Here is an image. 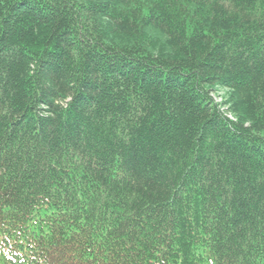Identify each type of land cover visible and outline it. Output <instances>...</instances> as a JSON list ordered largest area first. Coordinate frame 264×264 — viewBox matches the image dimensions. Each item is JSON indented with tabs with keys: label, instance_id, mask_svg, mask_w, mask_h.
Returning a JSON list of instances; mask_svg holds the SVG:
<instances>
[{
	"label": "trees",
	"instance_id": "obj_1",
	"mask_svg": "<svg viewBox=\"0 0 264 264\" xmlns=\"http://www.w3.org/2000/svg\"><path fill=\"white\" fill-rule=\"evenodd\" d=\"M0 264H264V0H0Z\"/></svg>",
	"mask_w": 264,
	"mask_h": 264
},
{
	"label": "rangeland",
	"instance_id": "obj_2",
	"mask_svg": "<svg viewBox=\"0 0 264 264\" xmlns=\"http://www.w3.org/2000/svg\"><path fill=\"white\" fill-rule=\"evenodd\" d=\"M220 93H221V94H220L221 96H214V99H215L216 103L218 102V103L220 104L221 108L226 112V106L223 105V101H224V92L221 91ZM216 95H217V94H216ZM226 113H228V116H229V117H231V118H235L234 115H233L231 112H228V111H227Z\"/></svg>",
	"mask_w": 264,
	"mask_h": 264
}]
</instances>
